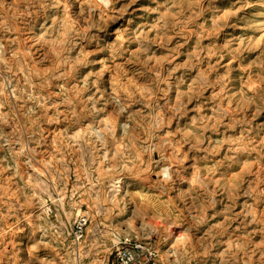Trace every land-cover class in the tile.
Listing matches in <instances>:
<instances>
[{"label": "rangeland", "instance_id": "obj_1", "mask_svg": "<svg viewBox=\"0 0 264 264\" xmlns=\"http://www.w3.org/2000/svg\"><path fill=\"white\" fill-rule=\"evenodd\" d=\"M166 223L157 264H264V0H0V264Z\"/></svg>", "mask_w": 264, "mask_h": 264}, {"label": "built area", "instance_id": "obj_2", "mask_svg": "<svg viewBox=\"0 0 264 264\" xmlns=\"http://www.w3.org/2000/svg\"><path fill=\"white\" fill-rule=\"evenodd\" d=\"M83 222V221H82ZM83 224L76 226V238L83 236ZM185 240L183 231L169 224L151 227L142 239L121 238L111 251L116 264H157L159 253L167 243H182Z\"/></svg>", "mask_w": 264, "mask_h": 264}, {"label": "bare ground", "instance_id": "obj_3", "mask_svg": "<svg viewBox=\"0 0 264 264\" xmlns=\"http://www.w3.org/2000/svg\"><path fill=\"white\" fill-rule=\"evenodd\" d=\"M161 170V169H160ZM161 174V173H160ZM163 174V173H162ZM118 178V177H117ZM152 179V178H151ZM115 186V185H114ZM117 186H118V184H117ZM153 190V189H152ZM261 191V190H260ZM109 199V198H108ZM112 215V214H111ZM77 255V254H76Z\"/></svg>", "mask_w": 264, "mask_h": 264}]
</instances>
